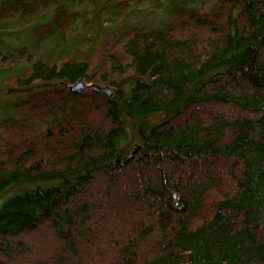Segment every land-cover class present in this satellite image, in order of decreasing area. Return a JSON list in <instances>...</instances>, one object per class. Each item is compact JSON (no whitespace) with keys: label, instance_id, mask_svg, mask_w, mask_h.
<instances>
[{"label":"trees","instance_id":"trees-1","mask_svg":"<svg viewBox=\"0 0 264 264\" xmlns=\"http://www.w3.org/2000/svg\"><path fill=\"white\" fill-rule=\"evenodd\" d=\"M128 4L0 3V264H264V0Z\"/></svg>","mask_w":264,"mask_h":264},{"label":"rangeland","instance_id":"rangeland-1","mask_svg":"<svg viewBox=\"0 0 264 264\" xmlns=\"http://www.w3.org/2000/svg\"><path fill=\"white\" fill-rule=\"evenodd\" d=\"M2 0H0L1 3ZM129 2L128 6L126 8L122 9H118L117 12L122 16L123 18H126V16H129V13L132 12V10L135 11V13H133V16H137L140 15L139 13L146 11V10H162L166 7V5L168 4V2L170 0H127ZM91 8L92 6H87V8L85 9H81V13L86 14V12L88 13L89 16H86L87 18H89L91 21H95L97 19H99L100 17L95 18L94 16L91 17ZM132 9V10H131ZM110 10V8H109ZM107 11L108 14L112 13L111 11ZM114 14H116L115 12H113ZM138 13V14H136ZM132 16V17H133ZM85 15H79L76 20L74 22H72V26L69 27L68 31H70V33H72L73 35H77V33L82 32L85 28L88 30H91L92 26H90V24L92 23H87L85 22ZM108 19V18H105ZM131 22L132 20L135 21V18H130ZM106 21V20H105ZM107 22V21H106ZM85 27V28H84ZM17 28V27H16ZM110 28V29H109ZM119 25H115L112 27H108L107 31H105V33L107 34H102V36H100L101 40H99L98 42H96V50L93 52L90 61L92 62V64H98L100 59H101V54L103 53V51L108 48V46L110 45V43L112 42L111 40L115 37L116 33H118L119 30ZM112 32V33H110ZM81 35V34H80ZM79 35V36H80ZM17 36L16 35H12V37H8V39L10 40H15ZM91 82H96V81H87L86 83L89 84ZM100 83V82H98ZM103 84V83H101ZM12 89H9V87L6 85V82H3V80L0 81V114L1 113H6L10 111L9 108V104L13 101L14 98V94H12ZM21 95V94H20ZM6 111V112H5ZM158 119L155 118L154 120ZM217 169V168H216ZM149 174H152V171H148ZM153 176L155 174H152ZM198 178V177H197ZM50 237H45L44 239H41L38 241L37 246L33 247V252H31V254L29 256H31V258L33 260L43 257L42 256V249L41 247L44 245V243H47L49 241ZM33 244V243H31ZM6 256H10V255H6ZM10 264H14V263H10ZM18 264V263H17ZM24 264V263H22Z\"/></svg>","mask_w":264,"mask_h":264},{"label":"water","instance_id":"water-1","mask_svg":"<svg viewBox=\"0 0 264 264\" xmlns=\"http://www.w3.org/2000/svg\"><path fill=\"white\" fill-rule=\"evenodd\" d=\"M70 89L73 91H85L89 89H93L100 92H109L110 88L107 84H101L98 82H91L89 84L86 83V79L84 77H80L74 83L71 84ZM262 214L264 216V209L262 210Z\"/></svg>","mask_w":264,"mask_h":264}]
</instances>
